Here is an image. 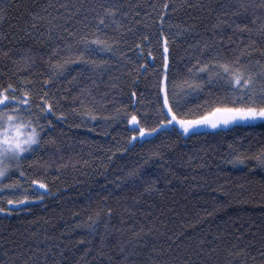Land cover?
Here are the masks:
<instances>
[{"label":"trees","instance_id":"obj_1","mask_svg":"<svg viewBox=\"0 0 264 264\" xmlns=\"http://www.w3.org/2000/svg\"><path fill=\"white\" fill-rule=\"evenodd\" d=\"M107 2L109 0H0V7L7 6L5 18L0 20V33L6 34L7 39H0V45L5 49L11 48L14 52L17 49L32 48L36 67L25 74L36 81V88L39 89L42 78L49 74L48 55L56 43L63 44V41L49 40L48 29L62 25L69 31L76 30L83 34L81 21L86 13L81 11L73 15L76 10L73 6L84 4L86 8L94 7L97 12H102L99 5ZM121 2L125 11L129 5L139 6L136 10L140 14L136 18L143 23L136 25L138 31L135 35L138 37L141 32L153 33V47L157 48L156 26L159 24L158 13L162 10L164 0ZM239 2L240 0H172L173 4L183 3V7L169 12L165 31L175 35V25L195 23L197 26L195 32L177 36L172 42L173 57L178 59L184 56L188 45L194 44L196 40L203 42L209 38L215 39L227 49L236 48L237 45L243 47L254 40L251 59L255 61L264 57V37L255 30L264 23V3L262 0H244L247 6L239 8ZM60 4H66L67 9L60 8ZM150 4H155V12L149 7ZM237 9L239 16L232 17V12ZM32 12L44 17L37 23L39 32L45 34L40 40L20 31L31 22ZM145 12H151L152 17H146ZM224 12L236 19L237 23H248L254 30L243 33L242 39L240 35H233L234 28L228 25H223L222 30L213 29L212 25L217 22L218 17L227 18L221 15ZM94 15L95 13H87L88 19L85 22L90 26L97 23L93 19ZM118 19L125 26L131 27V17L118 14ZM169 23L173 25L172 28H169ZM145 24L151 27L146 29ZM104 31L109 37L120 38L123 35L129 44L134 38L133 34L123 33L115 25ZM13 34L23 38L15 40ZM56 35V28L53 27V36ZM63 35L67 36V33ZM229 36H232L231 44L228 42ZM160 51L162 48L155 52L157 63H161ZM227 54L232 55L231 52ZM128 55L135 58V51ZM107 58L106 54L98 57L101 60ZM247 59L248 55L245 56V60ZM148 60L151 62V57ZM121 63L119 57L112 59L104 68L102 76L97 74L95 85L87 80L81 84H73L68 93L69 100L62 101L65 110L74 106L71 97L75 96L83 84H89L93 95L86 99L89 106L94 107L100 115L96 121L84 123L82 116L70 114L67 122H58L57 133L63 130L64 143L61 151L56 153L47 176L51 193L45 195L43 201H32L24 205L27 209L25 211L12 206V214L0 213V264H23L37 248L41 250L38 253L40 257L48 252V264H85V261L90 264H122L124 253L119 251L121 246L129 253L127 264H203L209 256L208 264H262L264 168H253L254 161L246 166L233 167L220 159V156L224 154L228 142L238 136L246 138L245 144L251 142L255 151L259 145L264 144V122L250 123V126L237 127L219 134L214 130H204L210 135L180 141L173 151L168 152L166 168L159 167L161 162L158 160L144 168L147 176L159 178L156 185L159 191L148 194L143 191V184L133 186L131 182L116 188L115 183H106V179L114 181L116 176L135 167L141 153L139 147L129 154L115 152L117 141L121 145L124 143L126 122L103 120L104 115L114 112L121 103L128 102L131 78L127 77V68L122 67ZM156 66L151 64V68ZM80 67L79 64L73 65L71 75H75L76 69ZM151 68L141 75L136 85L145 102L154 100L156 93V77ZM15 70L12 60L0 59V74L4 75V82L7 81L8 73ZM68 78L65 76L56 81L51 91L55 92L59 88L61 91L58 95H63V89L68 87ZM113 83L118 84V87L113 88ZM105 100L112 103H105ZM76 103L79 104V100ZM86 110L84 107L80 109L81 112ZM72 124L81 126L72 127ZM209 146L211 149L206 155L201 149ZM48 147V152L29 155L25 161L26 169L32 163L30 171L35 176L43 172L42 162L49 160L51 152L55 151L53 146ZM109 156H112L111 161L108 160ZM38 158L41 163H37ZM57 165L62 166L58 168ZM165 175L171 183L165 180ZM101 185H105L103 190ZM10 194L0 192V195ZM105 195L108 196L107 201L102 198ZM109 207L112 208L110 218L107 214ZM96 212L100 213L96 232L75 227L78 222L86 220L88 215L95 216ZM209 212L212 215H208ZM106 223L109 225L107 229ZM137 232L141 234L134 235ZM102 235L105 237L103 244ZM81 237H84L86 243H79ZM201 240L205 241L204 252H200ZM213 248L215 251L210 253L209 249ZM85 249H90V252L81 259ZM229 250L231 255H228ZM100 252L104 255H99ZM109 256L112 257L111 261ZM40 264H44L42 259Z\"/></svg>","mask_w":264,"mask_h":264},{"label":"snow or ice","instance_id":"obj_2","mask_svg":"<svg viewBox=\"0 0 264 264\" xmlns=\"http://www.w3.org/2000/svg\"><path fill=\"white\" fill-rule=\"evenodd\" d=\"M188 6L192 7L191 4ZM246 6L244 0H240L239 8ZM59 7L67 9L68 6L60 4ZM73 7L76 9L73 15L81 11L86 13L81 21L84 32L81 34L76 30L69 31L62 25L48 29V39L63 41V44L56 43L48 55L49 74L42 78L39 89L36 88V81L25 74L36 67L32 48L17 49L14 52L13 49H5L0 45V59L12 60L16 69L15 72L8 73L6 82H4V75L0 74V192L11 193L0 195V213L12 214L14 211L12 206H21L20 211H25L27 209L23 207L24 205L31 201H43L45 195L51 193L47 176L56 153L61 151L64 143L63 130L57 133L58 122H67L70 114L82 116L84 123L96 121L100 115L94 107L89 106V101L86 99L93 95L92 86L89 84H83L75 96L71 97L74 106L65 110L62 101L69 100L68 93L73 84H81L87 80L91 81V85H95L97 74L102 76L104 68L117 57H119V62H122L121 66L127 68V77L131 78L128 102L121 103L114 112L104 115L103 120L105 122L109 120L126 122L124 143L121 145L120 141H117L115 152L129 154L139 147L141 153L135 167L127 169L123 175L116 176L114 181L106 179V183H115L116 188H121L131 182L133 186L143 184V191L148 194L159 191L156 187L159 178L147 176L144 168L157 160L161 162L159 167L166 168L168 152L173 151L180 141L210 135V133L201 131L202 129L210 128L219 134L237 127L250 126V122H264V57L255 61L251 59L254 40L243 47L237 45L236 48L227 49L213 38L203 42L198 39L194 44L188 45L184 56L177 59L173 57L172 42L177 36L195 32L197 27L195 23L187 26L175 25V35L165 31V22L169 20V12H175L183 7V3L173 4L172 0H164L162 10L158 13L159 24L156 26L157 48L153 47V33L141 32L138 37L135 35L138 31L136 25L143 23L142 20L136 18L140 14L136 10L138 5H129L125 11L121 0H109L106 4L99 5L102 12H97L94 7L86 8L84 4ZM149 7L153 12L156 11L155 4H150ZM89 12L95 13L93 16V19L97 21L95 25L90 26L85 22ZM6 14L7 6L0 7V20H3ZM118 14L122 17H131L129 20L131 27L125 26L118 19ZM239 14V9L234 10L232 17H238ZM144 15L148 18L152 17L151 12H145ZM221 15L227 18L218 17L217 22L212 25L213 29L222 30L223 25H228L234 28L233 35H240L242 39L243 33H251L254 30L249 27L248 23H237V20L229 17L227 12ZM43 19L44 17L39 13L32 12L31 22L20 31L40 40L45 34L39 32L37 23ZM49 23L51 24V21ZM111 25L122 29L123 33L133 34L131 44L123 35L120 38L109 37L104 29ZM53 27L57 31L55 37ZM150 27L151 25L145 24L146 29ZM172 27L173 25L169 23V28ZM255 30L264 37V23ZM63 33H67V36ZM13 36L15 40L23 38L15 34ZM0 39H7L6 34L0 33ZM228 42L232 43V36L228 37ZM160 48H162L161 63H157L155 52ZM133 51H135V58L128 55ZM229 52L232 55L227 54ZM100 54H106L108 58L98 59ZM246 55L249 56L247 60H245ZM14 56L15 59H13ZM148 57H151V62ZM76 64L81 67L76 69L75 75H71L72 67ZM151 64H156V68H151ZM128 65L132 67L128 68ZM150 68L156 77V93L154 100L145 102L142 99L143 94L139 92L136 85L141 75L146 74ZM65 76L69 78L68 87L63 89L64 94L58 95L61 91L59 88L55 92L51 91L55 87V82ZM112 87L116 88L118 84L113 83ZM77 100L79 104L76 103ZM105 103H112V101L105 100ZM81 107L87 110L81 112ZM71 126L78 128L81 125L72 124ZM245 139V137L238 136L235 140L229 141L220 159L233 167L246 166L254 161L253 168H264V144L259 145L254 151L251 142L245 144ZM49 145L53 146L55 151L51 152L49 160L42 162L43 172L35 176L30 171L32 163H29L26 169L25 161L29 155L36 156L38 152H48ZM210 149L211 146L202 148L201 151L207 155ZM111 159L112 156H109L108 160L111 161ZM190 159H195V157H190ZM37 163H41L40 158L37 159ZM61 166L57 165L58 168ZM164 178L171 183L167 175ZM100 187L103 190L105 185ZM17 193L20 194L17 195ZM102 198L107 201L108 196L105 195ZM107 214L110 218L112 208H107ZM207 214L212 215L211 212ZM73 215L75 216L76 213ZM99 219L100 213L96 212L95 216L88 215L86 220L78 222L75 227L96 232ZM108 227L106 223L105 229ZM140 234L141 232H137L134 235L139 236ZM104 238L102 235V244ZM79 243H86L84 237L80 238ZM204 243V240L200 241V252H204ZM40 251L39 248L32 251L23 264H40L41 259L44 264H48V252L40 257L38 256ZM119 251L124 253L122 264H127L129 253L123 246ZM214 251L215 248L209 249L210 253ZM89 252L90 249H85L81 259L88 256ZM231 254L229 250L228 255ZM99 255L103 256L104 253L100 252ZM108 259L111 261L112 257L109 256ZM208 260L210 256L205 258L203 264H208ZM85 264H90V262L85 261Z\"/></svg>","mask_w":264,"mask_h":264},{"label":"rangeland","instance_id":"obj_3","mask_svg":"<svg viewBox=\"0 0 264 264\" xmlns=\"http://www.w3.org/2000/svg\"><path fill=\"white\" fill-rule=\"evenodd\" d=\"M256 122H260V121H255V122H250V123H256ZM204 130H212V129H210V128H208V129H202L201 131H204ZM31 202H29V203H31ZM29 203H27V204H29ZM13 207H21V206H13Z\"/></svg>","mask_w":264,"mask_h":264}]
</instances>
